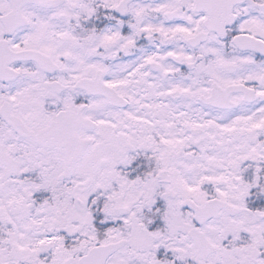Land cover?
Returning <instances> with one entry per match:
<instances>
[{
	"label": "snow or ice",
	"instance_id": "6c2138e0",
	"mask_svg": "<svg viewBox=\"0 0 264 264\" xmlns=\"http://www.w3.org/2000/svg\"><path fill=\"white\" fill-rule=\"evenodd\" d=\"M0 264H264V0H0Z\"/></svg>",
	"mask_w": 264,
	"mask_h": 264
}]
</instances>
